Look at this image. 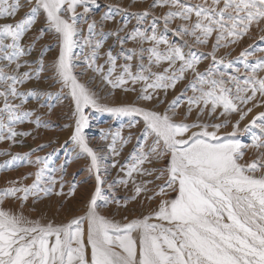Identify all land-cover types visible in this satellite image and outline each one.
<instances>
[{"label": "snow or ice", "instance_id": "obj_1", "mask_svg": "<svg viewBox=\"0 0 264 264\" xmlns=\"http://www.w3.org/2000/svg\"><path fill=\"white\" fill-rule=\"evenodd\" d=\"M86 4L88 0H0V143L7 144L0 155L8 157L0 161V172L20 164L36 166L21 176L4 177L0 186V264H264V110L243 129H261L252 138L255 152L249 160L244 159L248 146L237 138L241 121L254 109H264V55L249 59L256 51L264 53V47L251 44L229 58L254 31L264 34V0H153L149 9L132 14L138 23L131 31L127 20L106 31L107 21L115 23L110 12L99 21L93 18L85 36L77 21L89 8L83 14L76 9ZM156 8L167 12L156 17ZM149 17L152 23L146 26ZM177 19L181 23L169 28ZM161 20L163 29L157 26ZM169 31L180 37V45L168 40ZM47 37L53 42L42 43ZM109 37L115 38L119 52L114 54V45L105 47ZM259 39L264 41V35ZM129 40L137 45L138 57L137 48H124ZM210 42L209 52L196 47ZM221 48L228 51L219 54ZM120 59L123 64L117 63ZM205 59L211 63L201 71ZM241 64L243 74L237 66ZM188 73L192 79L166 104L168 91ZM45 80L50 83L42 88ZM138 84L137 100L143 104L101 102L100 85L110 86L112 94L115 89L137 92ZM54 86H59L57 100L63 96L73 105V125H66L72 132L65 145L76 159L87 158L83 181L67 179L71 156L58 163L53 159L56 149L36 155L48 144L12 151L48 126L39 109L47 107L51 113L47 97ZM30 100L36 101L35 107L29 106ZM185 102V111L179 113ZM89 107L133 117L130 129L139 122L135 117H142L143 142L133 147L127 166L116 158L133 134L124 137L117 131L110 143L91 145L85 134ZM217 114L223 120L213 123ZM233 114L238 117L234 124L229 119ZM26 123L32 127H17ZM229 124L232 132H222ZM109 157L111 168H118L114 179L109 165L102 163ZM93 177L83 209L58 222L45 217V199L75 195ZM129 182L134 194L124 203L104 194L105 187L116 191V185ZM169 191L176 195L167 198ZM141 193H151L149 200L159 197V203L140 217L117 220L98 203L115 204L118 212ZM57 211L64 212L63 200Z\"/></svg>", "mask_w": 264, "mask_h": 264}, {"label": "rangeland", "instance_id": "obj_2", "mask_svg": "<svg viewBox=\"0 0 264 264\" xmlns=\"http://www.w3.org/2000/svg\"><path fill=\"white\" fill-rule=\"evenodd\" d=\"M153 0H95V3H92V0H88V4L78 7L76 9L77 14H83L84 13V7L89 8V12L86 15H79L78 17V23L80 24L85 20V18H88L89 15L93 16L94 19L97 21L100 20L102 16L108 13H114L115 14V23L113 21H107L104 25V28L106 31L112 30L115 27V24H118L122 22L123 20H127L128 23V30L131 31L138 23V17L132 15L133 13H137L146 9H149L152 5ZM194 2L199 3L200 0H194ZM117 7L121 9L120 11H117ZM167 8H156L154 9V13L156 17H160L162 13H166ZM89 19V18H88ZM88 20L84 21L86 23ZM83 23V24H84ZM152 23V18L149 17L148 20L145 22V25H150ZM181 23L179 19H177L174 23L169 25V28H175L177 24ZM82 24V23H81ZM157 26L160 29H163L164 25L162 20L157 22ZM261 35H264L260 32L254 31L253 36L251 38H248L244 41L242 45L239 47H235L234 50L231 51L230 59H234L236 56L239 55V52L243 47H247L251 44H258L259 47H264V41H261L259 37ZM167 38L170 42H175L177 45H180V37L175 35L173 32L169 31L167 33ZM78 39V38H77ZM184 39L188 40L189 43H191L190 37H184ZM52 38L47 37L45 41H42V43H51ZM82 43V42H81ZM108 45H114L116 52L120 51L119 44H116L114 37H109L106 41L105 47L107 48ZM145 47H150L148 43L144 45ZM163 47V46H161ZM200 51L202 52H209L211 51V42L209 45H197L196 46ZM125 49H131V48H137V45L135 42L129 40L125 45ZM77 55V48L74 49ZM185 51H187V48H185ZM228 49L221 48L219 49V54H224ZM53 54H55V50L53 49L51 51ZM148 53H145V56H147ZM264 55V53L260 51H256L255 55L253 57H249L250 60H255L257 57H260ZM50 56V55H49ZM137 57H138V48H137ZM99 63H103V59L99 61ZM118 64H123V59H120L117 61ZM137 63V59L133 60V64L135 65ZM145 63L147 64L148 61L145 60ZM211 61L210 59H205L201 62L199 65L200 70L203 71L205 68H207L210 65ZM166 66V63L165 65ZM240 67V72L243 74L246 70L241 65H237ZM135 70V68H134ZM227 71V69H224ZM153 71H157V68H153ZM234 71V69H233ZM92 75V73H90ZM84 79H86L84 77ZM192 79L191 73L187 74V78L183 81H180L175 90H169L167 94V102H170L175 96H178L181 91H183L184 86L188 83L189 80ZM96 84L99 85L100 81L99 78L96 80ZM100 87L103 89L99 93L101 97L102 103H107L109 105H119L122 103H139L143 104V101L137 100V95L140 89V85H136L137 92L132 91H124L121 89H115L111 90L112 94H109L110 86L106 87L104 85H100ZM163 95V93H161ZM188 95H192V93L189 91ZM57 93H53V95L47 97L48 104L52 106L51 113L49 114V110L47 111V114H42L43 119L48 120L49 124L46 128H41L39 131V134L35 139L32 137H26L28 140H25V142L22 145H17L15 148L12 149L13 152H28L31 148H35L38 144H48V147L44 148L42 151H37L36 155L44 156L48 153H52L53 149H56V152L53 155V159L56 160L58 163H62L66 158L72 157V164L69 167V175L67 179L69 181L76 180V181H83L86 176H88L87 171L84 170V166L87 164V158L85 156H81L79 159H76L74 157V153L71 152V146H66L65 141L69 140V137L72 132V127H66V125H73V105L70 102V100H57ZM36 102V101H35ZM165 105H160V108L166 107ZM186 102L182 103L181 106L177 109L179 113H183L186 108ZM264 110V109H254V112L252 114H249L244 120L241 121V131L237 133V138H239L242 142V144L248 146V151L245 154L244 159L249 160L250 157L253 156L255 149L252 147V138L253 136H260L261 129L259 127L253 126L248 131H243L245 125H247L250 120L252 119V116L255 115L257 112ZM86 115L89 117V126L85 129V134L89 138V141L91 145L97 146V145H104L107 143H110L112 138L115 136V133L117 131L121 132V135L124 137H127L129 132L133 134V139L131 142L124 148L122 151L120 157L116 158L120 161L121 165L127 166L129 163H131V152L133 150V147L137 145L138 142H143L141 138V133L143 131V121L142 117L136 116L135 120L139 121L136 123V126L134 128H129V123L133 120V117L129 116H123V115H114L111 113L101 112L96 109H92L91 107L87 108L85 110ZM195 118V112H193L192 119ZM238 117L233 114L229 117V119L232 121V124L235 123L236 119ZM205 122L209 121V117L207 114H205ZM223 120V117H220L219 114H217V117L215 119H212L213 123H220ZM259 123V122H258ZM232 124H229L226 128L222 129V132H232ZM20 130H28L32 127L30 124H23L17 126ZM7 148L6 143H0V151H3ZM0 161H3L5 159H8V157L0 155ZM34 159V157H33ZM111 160L112 158L109 157L107 160L103 161V164L109 165V173L111 177L114 179L117 176L118 168L113 169L111 168ZM36 170L35 165H28V164H20L10 170H7L5 172H0V186H3L4 183V177H18L25 173L32 172ZM103 173V171H102ZM122 175V174H121ZM136 179L139 181L140 179H143V177H136ZM29 183L31 180L28 181ZM95 181L94 177L88 181V183L84 184L81 183V185L78 187V190L76 191L75 195L68 194L69 188L67 185L64 187V192L68 195L66 196H56L53 195L50 199H45L44 202L41 204V208L44 210L45 217H50L54 219L55 221H60L65 219L67 216H71L73 214H77L79 210L83 209L84 204L87 201V197L89 195V191L93 187ZM156 183H160L157 181ZM81 187V188H80ZM151 187V186H150ZM68 189V190H67ZM116 191H112L104 188V194L111 198L113 195L117 197V199L121 202H125L126 197H130L134 194V188L132 186V183L129 182L127 186L124 185H116ZM151 195V193L144 194L141 193L135 200H128L127 201V208H120V210L117 212L116 205L115 204H108L104 205L102 202L100 203L101 208L106 213H115L116 219L121 220L123 217H140L141 214H149L152 209L156 208L157 204L159 203V197L155 199H148V196ZM176 195V193L169 191L167 198H172ZM63 200L64 202V212L58 214V209L60 206V201ZM35 215H38L35 214Z\"/></svg>", "mask_w": 264, "mask_h": 264}, {"label": "bare ground", "instance_id": "obj_3", "mask_svg": "<svg viewBox=\"0 0 264 264\" xmlns=\"http://www.w3.org/2000/svg\"><path fill=\"white\" fill-rule=\"evenodd\" d=\"M27 11V10H26ZM89 18V19H88ZM88 18H85V20L84 21H86V20H88L86 23H84V21L83 22H81L80 23V25H81V27H83L84 29H85V32H84V34H85V36L87 35V24L88 23H91V20L93 19V16H90L89 15V17ZM43 23V17L41 16V18H40V22H39V24H38V26L40 25V24H42ZM84 23V24H83ZM52 38V37H51ZM78 38V37H77ZM79 39V38H78ZM52 42H53V39H52ZM51 42V43H52ZM82 42V41H81ZM82 44V43H81ZM80 53H81V48L80 47H77V57H79L80 56ZM49 55L51 56V55H54L52 52H49ZM77 71H78V69H77ZM90 73L91 72H89L88 73V75H90ZM85 78H87V77H85ZM49 81H47V80H45V81H43V83L40 85L42 88H47V86L49 85ZM50 91H52V93H58V91H59V86H54L53 88H51V89H49ZM62 100H64V101H66V100H68V99H65L63 96H61L60 97V99L58 100V101H62ZM29 106H31V107H35L36 106V102L34 101V100H30L29 101ZM49 109L47 108V107H44V108H41V109H39V111H40V113L41 114H47V111H48ZM25 140H28V138H24V142H25ZM1 160V159H0ZM106 164V163H105ZM68 172H69V168H68ZM103 174V173H102ZM112 181L111 180H109V183H111ZM81 188V187H80ZM68 190V189H67ZM74 196V195H73Z\"/></svg>", "mask_w": 264, "mask_h": 264}]
</instances>
